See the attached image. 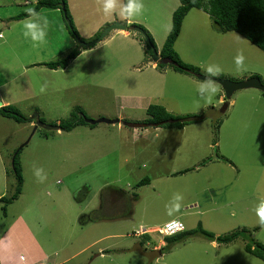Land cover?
Returning <instances> with one entry per match:
<instances>
[{"label": "rangeland", "instance_id": "obj_1", "mask_svg": "<svg viewBox=\"0 0 264 264\" xmlns=\"http://www.w3.org/2000/svg\"><path fill=\"white\" fill-rule=\"evenodd\" d=\"M28 1L26 8L33 7L34 0ZM143 2L145 11L133 25L141 26L160 52L180 2ZM69 3L74 5L72 23L84 40L100 21L112 18L103 14L101 0ZM122 5L119 0L117 12ZM12 10L1 7V16ZM39 12L50 22L47 43L39 47L15 31L6 36L0 27L5 34L0 79L14 77L0 93L17 98L15 107L25 117L34 120L42 114L45 123L53 124L80 107L85 119L144 123L150 104L176 116H207L181 129L101 123L70 132L33 131V121L21 124L0 117V198L14 192L12 159L20 148L23 177L21 194L5 214L0 203V264H264L244 250L251 239L264 245V225L255 212L264 200V94L238 90L227 101L217 83L219 91L209 106L204 99L208 93L197 92L203 81L167 66L152 67L145 39L130 28L127 36L113 30L95 46L79 48L61 11ZM76 47L80 54L65 69L20 66L25 59L28 64L63 59ZM173 50L198 74L216 64L222 72L212 78L240 82L254 75L264 85V53L237 33L218 31L201 9H191L183 18ZM241 51L245 63L238 68L234 57ZM24 93L28 98L21 97ZM36 167L47 173L43 183L33 174ZM144 179L148 181L139 185ZM176 193L184 196L183 206L170 217L166 205ZM104 194L110 199L103 203ZM173 219L185 231L201 228L218 237L244 230V235L227 245L200 234L168 243L148 233L146 244L142 234L133 235Z\"/></svg>", "mask_w": 264, "mask_h": 264}, {"label": "trees", "instance_id": "obj_2", "mask_svg": "<svg viewBox=\"0 0 264 264\" xmlns=\"http://www.w3.org/2000/svg\"><path fill=\"white\" fill-rule=\"evenodd\" d=\"M178 1L180 2V5L172 14L171 29L159 52L160 58L162 60H166L167 63L166 64L157 63L155 69L163 70L167 66L170 67L174 72H178L181 74L194 76V77L198 75L197 69L193 66L183 63L173 50L174 42L176 41L180 33L182 20L191 9L203 10L210 16L214 26L218 31L237 33L238 35L246 39L248 42L256 46L259 50H261L264 53V0H178ZM62 4H63V8H61ZM33 7L36 8L38 11L40 9L60 10L62 12L65 25L71 37H73L74 39H80L82 41H88L81 39L78 32L76 31L72 23L71 16L69 14L66 0H37ZM25 15L26 12L23 11L17 16H15L13 19L14 20L24 19ZM67 19L69 20V24L66 22ZM145 33L147 34L146 31ZM147 36L150 39L151 45L156 49L154 41L151 38V36L149 34H147ZM96 37H98V33L94 36V38ZM146 46L149 50L150 55H152L151 47L147 43ZM79 54H80V50L78 47H76L63 59L57 61L44 62L38 65L49 70L65 69L68 63L74 60ZM252 77L259 78L258 76H254V75ZM145 113L148 116V118L144 121L145 123H151L157 128L162 127V128H176V129H181L190 124L199 123L205 120L207 116L206 114L176 116L167 112L164 107L154 104H150L147 107ZM0 116L21 124L30 123L32 121L34 122V120H32L31 118L25 117L13 105L1 106ZM38 117L40 121L45 122V120L42 117H40V115ZM85 118L87 117L84 111L80 107H75L70 111L69 116L66 119L60 120L57 124L53 123L52 125L58 126V129L63 132H70L79 126H89L90 128H94L95 125H90L86 123L84 121ZM217 123L218 122L216 121L214 124L216 128L219 127ZM213 145H215V143ZM20 152H21V148L14 153L15 155H13L14 158L12 159V172L16 180V186L14 188V192L9 198H0V203L2 204L1 209L3 210L4 214L6 213L5 212L6 206L18 200L22 191L23 177L21 174V167L19 166L18 163V156ZM147 181H148L147 179H144L139 183V185H143ZM110 193L114 195L116 194V192L113 191ZM108 196L109 195H105V194L102 195L103 203L106 201V198ZM195 234L202 235L210 242H216L218 244L227 245L238 239L241 235H244V230L232 232L224 236L214 237L213 234L201 228L192 231H185V227H184L183 231L175 235L162 236V237L166 238V241L168 243H172V242L183 241L185 238H188L189 236ZM147 235L148 234L146 233H143L141 235L145 237L143 240L145 244L149 242V240H147L148 238ZM165 248L166 246H163L162 248L158 249L157 250L158 254L161 255L162 250ZM244 250L248 254H251L252 256L262 260L264 263L263 244L251 239L244 245Z\"/></svg>", "mask_w": 264, "mask_h": 264}, {"label": "clouds", "instance_id": "obj_3", "mask_svg": "<svg viewBox=\"0 0 264 264\" xmlns=\"http://www.w3.org/2000/svg\"><path fill=\"white\" fill-rule=\"evenodd\" d=\"M119 0H101L102 11L105 16H120L123 17L127 23H134L136 18L143 15L145 11V4L143 0H124L122 7L119 8V12H117ZM26 15L23 20V31L22 35L24 38L29 39L33 42V45L39 47L47 43L48 32L50 27V22L46 16L42 15L36 8L29 7L25 9ZM136 26V25H132ZM130 26H128L129 28ZM127 28V29H128ZM5 38L4 33H0V40ZM235 65L240 68L245 63V56L243 52H238L234 57ZM205 72V79L200 84L197 89L198 93H208L206 97H204L206 104L211 105L213 98L216 96L219 91L217 87V81L210 77H217L221 74L222 69L219 65L209 64ZM43 86L41 87V91H43ZM228 103V102H227ZM229 105V104H228ZM201 105L197 104L199 108ZM39 116V115H38ZM35 123V120H34ZM45 123V122H44ZM34 176L38 182L43 183L47 179V173L42 167H36L34 169ZM184 200V196L180 193H176L172 200L166 205V214L168 216H174L179 213L182 209V201ZM256 215L258 217V222L260 225H264V200H261L255 209ZM179 225L181 228L183 227L182 222L179 219L172 221ZM185 227V226H184Z\"/></svg>", "mask_w": 264, "mask_h": 264}, {"label": "water", "instance_id": "obj_4", "mask_svg": "<svg viewBox=\"0 0 264 264\" xmlns=\"http://www.w3.org/2000/svg\"><path fill=\"white\" fill-rule=\"evenodd\" d=\"M61 8H63V4L61 5ZM66 22L69 24L68 19L66 20ZM127 28H128V25L126 23H121L118 21L113 22L110 25H108L101 32V34L94 40L85 42V41H82L80 39H76L77 46L79 48H90V47L96 45L98 42H100L111 31H113V30L125 31V30H127ZM129 28L131 31L139 33L145 39V42L151 47L154 63H156V64L157 63H160V64H166L167 63V61L160 60V57L158 55L157 50L151 45L150 39L147 36V34L145 33L143 28H141L140 26H130ZM196 78L201 80V81H204L205 75L198 74L196 76ZM210 78H212V77H210ZM212 79L216 80L217 83L222 87V90H223L224 95H225V99L227 101L230 100L233 93L238 91V90L255 89V90H258L264 94V85L261 83L260 79L256 78V77H250V78H247L246 80H243L240 82L224 80V79H215V78H212ZM0 106H1V103H0ZM227 107H228V103L226 102L224 105V109H226ZM32 118L35 120L33 131L36 130L37 128H42L45 130H52V131L59 130L58 126H56V125L47 124V123L40 121L39 117L37 115H34ZM84 121L90 125H98V124L104 123V124H112V125L113 124H122L126 127H143L144 128V127H148V126H154L151 123H145L144 122V123H134L133 124V123H128V122H122L119 119L111 120V119H106V118H99V119H95V120L94 119H84ZM27 142H29V140ZM25 144H27V143H25ZM25 144H23V146Z\"/></svg>", "mask_w": 264, "mask_h": 264}, {"label": "crops", "instance_id": "obj_5", "mask_svg": "<svg viewBox=\"0 0 264 264\" xmlns=\"http://www.w3.org/2000/svg\"><path fill=\"white\" fill-rule=\"evenodd\" d=\"M36 1L37 0H34V4L36 3ZM2 3H3V6H1ZM30 4L31 3L28 0H24V2H20L19 0H8V1L7 0H0V27H2L6 31V36H8V34L10 32H12V31H15V33H21L22 34V30H23V20L24 19L14 20L13 18L22 12V10H21L22 7L26 8ZM71 5L72 4L69 3V0H67V6H68L69 14H70L72 20H74V11H73V9H74L73 6L74 5H72V6ZM4 6H8V7H12L13 8L12 13L6 15V17H2L1 16V7H4ZM55 11H58V9H56ZM121 20L122 19L118 18L117 16H115V17L112 16V18L103 19L102 21H100L98 23V25L96 26L95 30L92 33H90L89 35L86 36L87 40H91L103 27H105L108 24H111L113 22L118 21V22H121V23H126L128 26H132L134 24V23H127L125 20H123V22H122ZM18 26H20L22 28V30L20 28L17 29ZM76 29L78 30V33H79V35L81 37L82 35H81L78 27H76ZM117 33H120L118 35H122V36H127L128 35V32L122 31V30H117ZM21 37L24 38L23 35ZM81 38L84 39V37H81ZM26 42L31 43L30 40L29 41H26ZM6 45H7V42L5 40L4 41V46H6ZM158 53H159V51H158ZM29 61H30L29 59H25L24 61H22V63L20 64V66L22 67V69L29 70L30 68H35V69L42 68V70H46V68L38 65V64L44 63L46 61H44V60L43 61H33L34 63L28 64ZM152 67H156V64L153 63L152 64ZM47 70H49V69H47ZM1 77L2 78L0 79V89L1 88H6L7 89V87H9L11 81L14 80V77H5L3 75H1ZM14 93H15L16 96H20L17 92H14ZM31 93L33 94V92H31ZM21 97L24 98V99L28 98L26 96V93L21 94ZM220 97L222 98V96H220ZM220 100H222V99H220ZM17 102H18V99L17 98L13 101V99H11V98H5L4 93H0V103H1V105L4 104V105H13V106H15L17 104ZM40 115L47 122V119H45V117H44L45 115H42V114H40ZM0 117L3 118V119H6V118H4L2 116H0ZM58 122H59V120H56L55 123L57 124ZM108 125H112V124H108ZM58 131L59 130H57L56 132H58ZM191 208H192V206L189 207V209H191ZM173 220H176V219H173ZM140 229H142V228H140ZM154 230L155 229H152L151 228V229H148L147 231H145V233L146 234H148V233L149 234H154ZM161 244H163V243H161ZM212 244H214V243H212ZM42 263L43 262H41V264Z\"/></svg>", "mask_w": 264, "mask_h": 264}, {"label": "built area", "instance_id": "obj_6", "mask_svg": "<svg viewBox=\"0 0 264 264\" xmlns=\"http://www.w3.org/2000/svg\"><path fill=\"white\" fill-rule=\"evenodd\" d=\"M172 221H174V220H171V221L165 223L162 227L155 229L154 233H157L161 236H172V235H175V234L184 230V224L183 223H182L183 227L181 228L179 225L172 223ZM140 230L141 229H139V231L134 233V235H141V234L145 233V230H144V232H141Z\"/></svg>", "mask_w": 264, "mask_h": 264}, {"label": "flooded vegetation", "instance_id": "obj_7", "mask_svg": "<svg viewBox=\"0 0 264 264\" xmlns=\"http://www.w3.org/2000/svg\"><path fill=\"white\" fill-rule=\"evenodd\" d=\"M99 35H100V34H99ZM99 35H98V36H99ZM93 38H94V37H93ZM96 38H97V37H96ZM96 38H94V39H96ZM91 40H92V39H91ZM91 40H90V41H91ZM85 42H88V41H85ZM94 46H95V45H94ZM157 52H158V51H157ZM158 55H159V57H160V54H159V53H158ZM160 60H162V59L160 58ZM164 61H166V60H164Z\"/></svg>", "mask_w": 264, "mask_h": 264}, {"label": "bare ground", "instance_id": "obj_8", "mask_svg": "<svg viewBox=\"0 0 264 264\" xmlns=\"http://www.w3.org/2000/svg\"><path fill=\"white\" fill-rule=\"evenodd\" d=\"M152 232V231H151Z\"/></svg>", "mask_w": 264, "mask_h": 264}]
</instances>
